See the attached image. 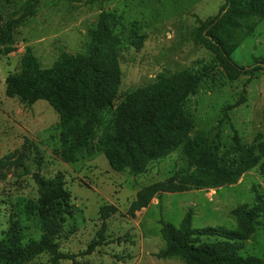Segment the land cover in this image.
<instances>
[{
  "label": "rangeland",
  "instance_id": "1",
  "mask_svg": "<svg viewBox=\"0 0 264 264\" xmlns=\"http://www.w3.org/2000/svg\"><path fill=\"white\" fill-rule=\"evenodd\" d=\"M224 3L225 0H0V33L11 24L14 37L12 52L0 55V159L8 154L15 158L25 154L26 165L0 172V242L12 217L20 220L25 243L41 238L38 215L29 220L25 214L26 204L39 196L33 177L36 172L45 178L59 173L65 177L77 213L65 223L59 248L78 255L80 264H188L179 257L160 259L157 255L166 247L161 221L179 226L190 209L194 211V228L236 229L232 210L242 204L252 205L254 189L264 193V159L233 184L187 191L158 188L149 196L147 189L171 181L178 184L177 175L187 172L183 146L153 162L138 176L113 170L105 155L93 148L79 161L67 163L55 154L61 146L60 117L50 104L6 96V80L21 72L28 47L44 68L51 67L62 55L85 54L101 13L111 12L120 21L117 32L122 38V82L115 104L164 73H202L208 67L209 74L198 93L186 101L194 122L190 137L204 132L213 141L220 131L222 153L230 150L234 131L245 145L258 140L264 143V70H252L258 59L264 58V18L246 20L233 32V40L240 46L232 59L249 72L235 80L196 39L200 20L217 16ZM240 101L241 105L235 107ZM26 140L37 148L26 145ZM140 194L146 203L132 212L131 206ZM104 206H115L117 212L107 220L104 240L99 243L103 224L100 209ZM92 245V252L86 254ZM240 254L264 258L262 225L245 241ZM51 261V256L44 253L29 264ZM61 264L72 262L64 260Z\"/></svg>",
  "mask_w": 264,
  "mask_h": 264
},
{
  "label": "trees",
  "instance_id": "2",
  "mask_svg": "<svg viewBox=\"0 0 264 264\" xmlns=\"http://www.w3.org/2000/svg\"><path fill=\"white\" fill-rule=\"evenodd\" d=\"M253 18H264V0H225L220 13L200 20L197 28V41L215 55L217 63L232 80L249 73L232 59L240 46L233 40V32L242 26V22ZM119 24L114 13L102 12L96 28L91 31L87 52L62 55L49 68H44L33 49L28 47L21 72L6 80L8 98H20L28 103L44 100L59 114L61 146L55 154L64 162L74 163L93 148L105 155L113 170L138 176L144 174L150 164L165 159L183 146L189 165L187 172L177 175L178 184L171 181L147 189L149 196L158 188L187 191L193 187L216 188L233 184L257 167L264 159V143L260 140L245 145L239 133L234 131L230 150L222 153L220 131L213 141L204 132L190 137L194 122L186 109V101L198 93L209 74L208 67L202 73L190 70L164 73L155 82L127 93L115 104L122 82ZM13 44V26L10 24L0 33V55H9ZM252 70H264V58L258 59ZM241 103H236L235 107ZM27 144L37 148L29 140H26ZM12 167L25 168V154L19 158L8 154L0 159V172ZM33 177L39 196L26 204L25 214L29 220L38 215L43 234L39 240L25 243L21 222L12 217L0 242V263L29 264L48 253L51 264H61L64 260L80 264L78 255L62 252L59 248L65 223L77 213L65 177L59 173L53 178H45L39 172ZM254 192L252 205L242 204L232 210L237 222L235 230L194 228L193 209L186 213L179 226L161 221L166 247L157 257H179L188 264H264V258L240 254L257 226L264 227V221H261L264 193L257 189ZM142 196L140 194L133 202L132 212L146 203ZM116 212L115 206L100 209L103 224L98 233L99 243L104 240L107 220ZM93 248L94 245L86 254Z\"/></svg>",
  "mask_w": 264,
  "mask_h": 264
}]
</instances>
